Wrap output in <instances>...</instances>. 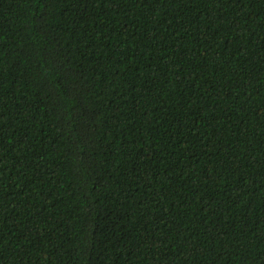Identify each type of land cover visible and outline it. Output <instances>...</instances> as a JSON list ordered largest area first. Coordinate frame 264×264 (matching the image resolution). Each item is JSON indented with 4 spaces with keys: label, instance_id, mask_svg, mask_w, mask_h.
Instances as JSON below:
<instances>
[{
    "label": "trees",
    "instance_id": "obj_1",
    "mask_svg": "<svg viewBox=\"0 0 264 264\" xmlns=\"http://www.w3.org/2000/svg\"><path fill=\"white\" fill-rule=\"evenodd\" d=\"M0 264H264V0H0Z\"/></svg>",
    "mask_w": 264,
    "mask_h": 264
}]
</instances>
